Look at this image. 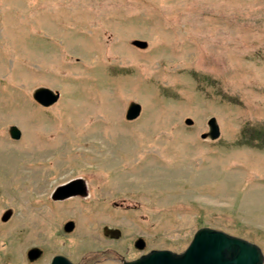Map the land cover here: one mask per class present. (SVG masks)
Returning <instances> with one entry per match:
<instances>
[{
	"label": "rangeland",
	"instance_id": "obj_1",
	"mask_svg": "<svg viewBox=\"0 0 264 264\" xmlns=\"http://www.w3.org/2000/svg\"><path fill=\"white\" fill-rule=\"evenodd\" d=\"M204 226L264 252V0H0V264H123Z\"/></svg>",
	"mask_w": 264,
	"mask_h": 264
},
{
	"label": "water",
	"instance_id": "obj_2",
	"mask_svg": "<svg viewBox=\"0 0 264 264\" xmlns=\"http://www.w3.org/2000/svg\"><path fill=\"white\" fill-rule=\"evenodd\" d=\"M135 44L141 48L147 47V42L137 40ZM60 95L48 87H40L35 91V98L43 106H51L59 100ZM142 106L132 103L127 111L126 118L134 120L141 114ZM186 122L192 124L193 120L187 118ZM210 137L217 139L221 132L216 117L209 120ZM11 137L20 139L22 132L18 126L10 128ZM206 135L204 134L203 137ZM82 179H74L61 184L54 192L55 199H64L76 194L84 193ZM74 225L67 223V230L71 231ZM138 246L143 247V241H138ZM29 257L36 259L40 256L39 249L29 251ZM264 253L259 245L244 238L229 234L223 230L202 227L197 230L189 246L183 252H174L168 249H153L138 259L125 261V264H263ZM52 264H74L64 255H56Z\"/></svg>",
	"mask_w": 264,
	"mask_h": 264
},
{
	"label": "flooded vegetation",
	"instance_id": "obj_3",
	"mask_svg": "<svg viewBox=\"0 0 264 264\" xmlns=\"http://www.w3.org/2000/svg\"><path fill=\"white\" fill-rule=\"evenodd\" d=\"M36 260V259H35ZM95 264H99L98 262H96Z\"/></svg>",
	"mask_w": 264,
	"mask_h": 264
}]
</instances>
